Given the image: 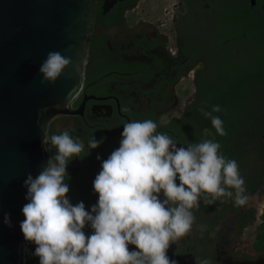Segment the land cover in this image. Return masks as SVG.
<instances>
[{
	"label": "flooded vegetation",
	"instance_id": "flooded-vegetation-1",
	"mask_svg": "<svg viewBox=\"0 0 264 264\" xmlns=\"http://www.w3.org/2000/svg\"><path fill=\"white\" fill-rule=\"evenodd\" d=\"M106 2L94 0L85 80L71 105L79 108L91 94L85 111L59 114L47 127L48 136L67 129L85 144L80 157L68 162L65 182L69 185L70 203L83 202L87 211L98 201L93 188L95 176L102 161L119 147L125 123L151 119L157 123V131L167 133L178 146L191 144L196 134L191 119L196 127L201 124L198 106L193 103L201 96L204 85L219 78L212 59L232 58L234 54L241 57L243 52L231 45L234 36L242 40L247 35L254 39L264 36V0H115L105 11ZM262 75L264 79V69ZM92 135L103 139L95 149L88 148ZM198 135L203 141L201 133ZM54 152L53 148L50 156ZM259 187L264 188V178ZM253 194L264 196L258 194V188L249 196ZM201 206L202 202L193 209L191 232L168 249L174 264L191 255L193 264L201 260L210 264L227 259L250 261L261 255L253 250L252 243V253L234 247L247 225L238 233L234 218L228 214L223 224L215 225L213 238L204 237L203 242L200 226L206 223L207 215ZM250 207L254 209L246 204L243 210ZM83 230L86 235L94 231L90 225ZM35 247L27 241L24 264H39V257L33 255ZM129 250L136 248L129 245Z\"/></svg>",
	"mask_w": 264,
	"mask_h": 264
},
{
	"label": "clouds",
	"instance_id": "clouds-1",
	"mask_svg": "<svg viewBox=\"0 0 264 264\" xmlns=\"http://www.w3.org/2000/svg\"><path fill=\"white\" fill-rule=\"evenodd\" d=\"M71 63L59 51L48 52L39 67L41 82L55 83ZM200 111L217 134L227 135L222 119L213 115L219 105ZM157 128L151 119L123 125L119 147L102 161L93 181L98 201L91 211L83 202L70 203L65 182L68 162L80 157L85 144L67 129L44 134L42 144L55 152L35 178L29 174L24 181L29 202L20 223L24 239L36 245L39 264H174L168 249L191 232L201 199L208 205L221 198H233L237 206L249 202L237 161L226 158L218 142L178 146ZM102 142L92 135L88 148ZM5 223L11 226L7 215ZM87 225L91 235L83 230ZM205 229L200 226L201 233Z\"/></svg>",
	"mask_w": 264,
	"mask_h": 264
},
{
	"label": "water",
	"instance_id": "water-1",
	"mask_svg": "<svg viewBox=\"0 0 264 264\" xmlns=\"http://www.w3.org/2000/svg\"><path fill=\"white\" fill-rule=\"evenodd\" d=\"M114 1L107 0L105 11ZM94 7V0H0V264L26 261L24 181L50 157L42 144L49 122L68 111L84 112L91 95L71 107L83 89ZM50 51L72 63L55 83H42L39 67ZM193 263V255L179 259Z\"/></svg>",
	"mask_w": 264,
	"mask_h": 264
},
{
	"label": "trees",
	"instance_id": "trees-1",
	"mask_svg": "<svg viewBox=\"0 0 264 264\" xmlns=\"http://www.w3.org/2000/svg\"><path fill=\"white\" fill-rule=\"evenodd\" d=\"M231 45L243 53L241 57L234 54L232 58L212 59L219 78L204 85L201 96L193 103L198 106L201 124L196 127L195 120L191 119L193 132L196 133L191 141L201 142L198 135L201 133L204 140L218 142L220 152L226 158L237 161L240 175L245 181V194L249 195L258 188V194L264 195V188L259 187L260 180L264 178V36L254 39L252 35H247L243 40L240 36H234ZM213 105L221 107V111L213 115L222 119L227 133L225 136L217 134L210 119L200 111H211ZM200 202L207 215V221L203 224L206 229L201 233L203 242L204 237L208 240L213 238L211 233L216 224L220 226L226 221L225 214L234 218L238 233L255 218L252 207L243 210L245 205H235L233 198H221L210 205L205 204L203 199ZM241 210L244 212L239 213ZM252 248L257 254L264 255V213L255 226ZM244 256L252 259V256Z\"/></svg>",
	"mask_w": 264,
	"mask_h": 264
},
{
	"label": "rangeland",
	"instance_id": "rangeland-1",
	"mask_svg": "<svg viewBox=\"0 0 264 264\" xmlns=\"http://www.w3.org/2000/svg\"><path fill=\"white\" fill-rule=\"evenodd\" d=\"M186 100V96L183 98ZM252 205L255 210V220L249 221L247 227L243 230L242 235L235 242V248L239 251L252 253L251 243L254 237L255 226L260 222V216L264 213V196L256 197L254 194L250 196V200L247 203ZM219 264H264V255H260L254 261H233L227 259L224 263Z\"/></svg>",
	"mask_w": 264,
	"mask_h": 264
}]
</instances>
